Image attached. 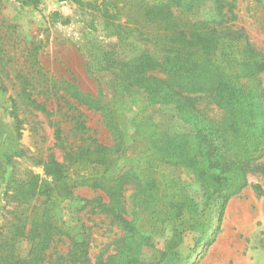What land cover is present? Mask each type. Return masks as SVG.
<instances>
[{"label":"trees","instance_id":"16d2710c","mask_svg":"<svg viewBox=\"0 0 264 264\" xmlns=\"http://www.w3.org/2000/svg\"><path fill=\"white\" fill-rule=\"evenodd\" d=\"M27 1L34 6L38 2ZM235 3L138 0L125 12L135 29L111 25L119 39L137 33L141 51L119 60L116 44L108 50L99 46L93 70L85 62L88 71L106 72L116 89L142 91L152 104L170 108L180 131L161 129L150 117L139 118L131 134L129 161L117 168L128 149L126 126L118 119L115 103L100 91L95 97L69 88L73 92L59 96L66 107L62 115L73 124V144L62 145L65 156L71 164L100 167L101 174L69 183L63 163L54 158L44 162L43 175L51 181L44 180L42 207L30 213L24 237L29 252L10 260L2 252L6 244H0V264H185L179 227L194 229L208 208L220 225L228 201L246 188L257 166H264L259 163L264 156V52L233 24ZM107 4L116 13L122 10L115 0ZM32 103L51 114L45 102ZM84 108L99 113L111 144L96 137ZM55 133L61 143L67 140L59 127ZM78 186L99 194L80 198L76 213L104 216L110 230L115 229V236L96 255L90 254V227L79 217V232L72 239L50 215L48 206L57 204L53 199H77L72 190ZM64 238L69 242L66 252L48 253ZM147 250L158 256L145 259Z\"/></svg>","mask_w":264,"mask_h":264},{"label":"rangeland","instance_id":"374dc122","mask_svg":"<svg viewBox=\"0 0 264 264\" xmlns=\"http://www.w3.org/2000/svg\"><path fill=\"white\" fill-rule=\"evenodd\" d=\"M78 1L81 4L73 0H38L34 6L27 0H0V244H6L2 252L9 258H22L29 252L24 237L30 213L42 207L44 180L51 181L43 175L44 162L54 158L63 163L69 183L101 174L100 167L71 164L65 156L62 145L73 144V124L62 115L66 107L59 96L73 92L69 88L76 87L95 97L100 91L115 103L118 119L126 126L128 149L118 159L117 168L129 161L131 134L139 118L150 117L161 129L180 131L181 124L170 108L152 104L142 91L116 89L106 72L91 71L98 63L95 48L99 46L108 50L116 44L119 60L132 59L140 53L142 45L137 33L127 32V39H119L111 27L135 29L125 12L138 0H115L122 8L119 13L108 6L109 0ZM234 7L233 24L264 52V0H236ZM85 62L91 65L90 72ZM260 78L264 91V75ZM33 101L45 102L51 114L39 110ZM84 112L96 137L111 144L99 113L85 108ZM57 127L68 134L64 143L55 138ZM259 163L264 165V156ZM131 193L130 189L126 197ZM72 194L77 199H53L57 204L48 206L50 215L72 239L79 232V217L84 226L90 227V254L96 255L115 236V229L110 230L104 216H91L87 211L76 213L82 205L79 199H92L99 194L97 191L78 186ZM215 217L208 208L194 229L179 227V252L185 264H264V166H257L246 188L228 201L220 225ZM68 243L65 238L54 242L48 253L66 252ZM143 256L154 260L158 254L147 250Z\"/></svg>","mask_w":264,"mask_h":264}]
</instances>
